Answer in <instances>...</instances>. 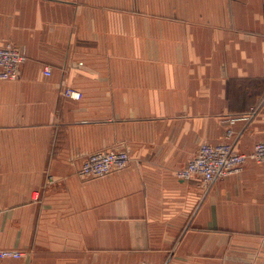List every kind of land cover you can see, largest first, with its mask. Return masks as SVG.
Returning a JSON list of instances; mask_svg holds the SVG:
<instances>
[{"label":"crops","instance_id":"1","mask_svg":"<svg viewBox=\"0 0 264 264\" xmlns=\"http://www.w3.org/2000/svg\"><path fill=\"white\" fill-rule=\"evenodd\" d=\"M6 43L29 60L0 81V250L31 255L0 264H264V168L177 177L203 142L264 139L239 120L264 105V0H0ZM112 148L127 168L78 175Z\"/></svg>","mask_w":264,"mask_h":264},{"label":"built area","instance_id":"2","mask_svg":"<svg viewBox=\"0 0 264 264\" xmlns=\"http://www.w3.org/2000/svg\"><path fill=\"white\" fill-rule=\"evenodd\" d=\"M29 57L21 48L12 43L0 44V81H15L20 78L23 65L28 62ZM46 73H51L49 67ZM63 96L79 99L81 93L64 90ZM233 143H210L200 144L195 156L187 165L177 171V176L183 181H196L205 189L210 188L216 181L226 175L242 172L244 165L255 162L264 165V141L255 144L249 153H243L236 149ZM130 162V154L127 149H107L95 153L87 160L84 173L92 177H103L114 169L125 168ZM4 209L0 206V217ZM3 257H17L18 251H4L0 253ZM139 264H159L141 262Z\"/></svg>","mask_w":264,"mask_h":264},{"label":"rangeland","instance_id":"3","mask_svg":"<svg viewBox=\"0 0 264 264\" xmlns=\"http://www.w3.org/2000/svg\"><path fill=\"white\" fill-rule=\"evenodd\" d=\"M153 1V6H154V0H152ZM142 2L144 3V2H151V0H142ZM138 11H146V12H149V10H150V8H147V7H145V6H143L142 7V9H137ZM216 11V14H218L219 13V10H215ZM145 14V13H144ZM129 58V57H128ZM128 62H131V63H134L135 61H133V60H128ZM142 63H146V61L145 60H143V62ZM20 76H21V74H20ZM66 90V89H65ZM72 90V89H71ZM72 91H76V90H72ZM64 92V91H63ZM62 92V93H63ZM79 92V91H78ZM81 97V96H80ZM70 98V97H69ZM73 99V98H72ZM80 99V98H79ZM262 115H264V105H263V107H261V109L259 108L258 110H256L253 114H250V115H247L246 117H244L243 119H239V120H243L244 122H248L249 121V123H251L252 124V126L254 127V128H257V129H259L260 131H263L264 132V120H260L259 118L262 116ZM257 116H258V118H257ZM257 118V119H256ZM234 122H236V120L234 119V121L232 120V122L230 123V125H232ZM234 134V131L232 130V129H229V132H228V135L229 136H232ZM229 138V137H228ZM260 141H264V139H259V141H257V143L258 142H260ZM230 143H233V142H230ZM234 144V143H233ZM234 146L235 147H237V144L235 143L234 144ZM113 150H124V148H112ZM238 151H240V152H243V153H249V152H244V151H241L239 148H236ZM103 150H107V149H103ZM103 150H100V151H103ZM128 150V149H127ZM100 151H97V152H100ZM129 151V150H128ZM97 152H95V153H97ZM251 152V151H250ZM95 153H92V154H90V155H88L87 156V158L85 159V161L83 162V164L81 165V167L78 169V175H80V177H83L84 179H87V180H90V179H102V178H105V177H107L108 175H110L112 172H115V171H118V170H122V169H125V168H127L129 165H130V162H129V164L125 167V168H121V169H114L112 172H110V173H108L107 175H105V176H103V177H92L91 176V174H85L84 173V166H85V164H86V162H87V160H89V158L91 157V156H93ZM129 154H130V152H129ZM130 161H131V154H130ZM252 163H255V162H252ZM247 164V163H246ZM246 164L244 165V168H243V170H242V172H240V173H235V174H233V175H239V174H242L243 172H244V170H245V166H246ZM255 164H257V165H259L260 167H263L264 168V165H262V164H258V163H255ZM263 172H264V170H263ZM233 175H226V176H223V177H221L220 179H224V178H226V177H230V176H233ZM178 177V176H177ZM204 188V187H203ZM205 189V188H204ZM209 190V188H206V190H205V192L206 191H208ZM3 214V213H2ZM2 216V215H1ZM1 218V217H0ZM4 251H7V249H5V250H0V253H2V252H4ZM8 251H12V250H8ZM15 251H18V250H15ZM18 252H20L21 254L19 255V256H17V257H10V256H6V257H3L1 254H0V259L1 260H4V259H23V258H26V259H28L29 257H30V255H31V253L30 252H27V253H25L24 251H18ZM29 260V259H28ZM142 262H146V261H142ZM139 263H141V262H139ZM138 263V264H139ZM147 263H152V262H147Z\"/></svg>","mask_w":264,"mask_h":264}]
</instances>
